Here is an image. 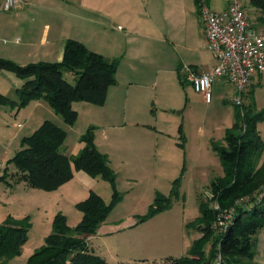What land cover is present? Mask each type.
<instances>
[{"label": "rangeland", "instance_id": "rangeland-1", "mask_svg": "<svg viewBox=\"0 0 264 264\" xmlns=\"http://www.w3.org/2000/svg\"><path fill=\"white\" fill-rule=\"evenodd\" d=\"M204 2L217 8L226 0ZM241 2L251 28L264 31V11L251 5L249 0ZM183 3L188 7L191 5L190 13L187 11L182 15L178 12L176 8ZM184 27H189L193 33L204 29L193 0H22L20 9L0 12V32L10 35L0 34V43L4 46H10L13 37L23 34L38 46L42 30L49 29V36L73 38L105 57L118 59L122 92L119 101L112 93L104 106L76 101L73 106L78 111L73 124L65 123L49 107L43 113L45 119L66 131L60 151L71 157L78 153L82 145L80 136L89 127L93 128L99 142L106 130L109 132L106 138L115 143L109 151L120 198L93 235L98 229L101 236L102 230L112 232L102 240L94 237L90 241L96 253L109 264H134L140 260L161 264L167 256L186 255L193 240L200 236L197 229L187 224L199 216L200 199L209 198L210 181L222 174V163L212 142L222 141L226 128L235 120L232 96L222 100L214 91L212 102H205L184 78L185 68L180 72L183 83L170 71L159 73L158 83L146 78L139 82V52L136 49L139 42L144 54L142 68L150 61L147 59L150 58L149 49L152 59L157 58V54H166L169 64L177 58L176 52H187L180 46L182 42L184 45L192 43L187 34L183 35ZM171 31L176 32L174 36ZM139 33L142 36L139 37ZM153 33L166 37L167 43L151 41ZM199 47L196 52L209 61L211 53L200 41ZM38 48L33 47L34 50ZM0 57L14 61L10 57ZM64 76L69 82H75L72 74L65 72ZM22 83L23 79L14 73L0 71V92L8 97L17 99L15 89ZM148 83L151 86L145 87ZM139 89L145 91L141 98ZM250 89L256 108L264 109V70L251 78L246 103ZM16 110L0 105V176L4 172L9 174L6 175L9 183L0 180V223L9 215L23 220L28 224V238L20 253L2 264H26L28 256L44 244L45 237L53 231L57 214H63L67 224L75 227L81 219L76 204L91 190L107 203L112 197L108 181L82 170H74L69 181L48 191L13 182L10 173L14 167L7 160L20 148L21 139L33 132V125L30 128L13 126L15 117L19 121L21 116V113L16 116ZM110 113L114 115L108 119L106 115ZM180 125L185 135L183 147L178 144L181 141ZM120 126L125 131L120 136L111 135ZM257 127L264 139V121H259ZM263 156L264 150L261 158ZM157 194L170 195L171 206L140 220ZM218 234L220 232L216 231L215 236ZM211 243L212 240L203 247L206 254Z\"/></svg>", "mask_w": 264, "mask_h": 264}, {"label": "trees", "instance_id": "trees-1", "mask_svg": "<svg viewBox=\"0 0 264 264\" xmlns=\"http://www.w3.org/2000/svg\"><path fill=\"white\" fill-rule=\"evenodd\" d=\"M200 1L196 0L197 10ZM249 2L264 11V0ZM117 66V58H107L73 38L66 39L60 61L18 64L0 57V71H10L23 79L15 89L17 99L0 92V105L18 110L29 101L42 99L65 123L73 124L77 111L72 103L85 101L103 105L109 87L116 84ZM65 72L74 76V83L65 78ZM178 78L183 83L179 74ZM235 107V120L226 128L222 141L212 142L223 173L210 181L209 198L200 199L199 216L187 224L197 229L200 236L193 240L186 255L167 256L161 264H212L217 253L221 255L222 264H257L253 261L256 235L264 227V156L261 158L264 139L257 123L264 121V109L256 108L252 89L247 103ZM179 133L181 141L178 144L183 147L185 135L181 125ZM65 137L66 131L56 123L49 119L42 121L30 135L21 139L20 148L7 160L14 167L10 173L12 181L48 191L69 181L74 170H82L108 181L112 197L107 203L91 190L76 204L81 219L73 228L63 214H57L53 231L45 237L44 244L28 256L26 264H109L89 247L87 237L95 233L120 198L115 185L116 174L107 155L97 148L92 127L81 134V148L73 157L60 151ZM6 175L9 176L4 172L0 180L9 183ZM174 191L175 185L171 196ZM171 196L157 194L140 220L170 207ZM211 203L218 208L210 206ZM227 214L230 216L226 228L215 236L220 226L218 218L225 222ZM27 238L28 224L23 220L9 215L0 223V264L19 254ZM211 240L206 254L203 247ZM134 264L148 263L140 260Z\"/></svg>", "mask_w": 264, "mask_h": 264}, {"label": "crops", "instance_id": "crops-1", "mask_svg": "<svg viewBox=\"0 0 264 264\" xmlns=\"http://www.w3.org/2000/svg\"><path fill=\"white\" fill-rule=\"evenodd\" d=\"M178 1H180V0H178ZM203 1H205V0H203ZM183 2H184V0H183ZM193 4H194L195 10H196V13H198V10L196 7V0H193ZM226 6H227V0L223 5L217 6V8H213V9L222 10V9L226 8ZM21 7H22V4L17 9H20ZM176 9L178 10V12L180 14L185 15V13L187 11L190 13L191 5L188 7L183 3V5H180ZM184 29H183L184 30L183 35L187 34L188 39H190L189 41L192 43L191 44L185 43V45H184V42H182L180 46L182 47L183 50L187 51L188 53L187 52L186 53L185 52L184 53L176 52L177 58H175L174 61L169 63V64H168V60H170V59L167 58L166 54H162V53L157 54V58L152 59L150 49H149V57L150 58H147V59H150V61H148L146 64H144V68H142L141 63H142V60H144V54L142 53L143 52V46L139 42L138 47L136 46L137 52H139V82H140V80L146 78V79L154 80V83H156V82L158 83V81L160 79L159 73L165 72V71H168V72L170 71L173 74L176 73V75L178 77V74L180 75L181 74L180 72L183 71V68H185L186 66H190V67L196 68L198 70H202V71L210 70V68L215 63V60L213 59V57H211L212 60L210 59L209 61H206V59L203 60L201 55L196 52L199 50V48H201V47H199V41L203 43L204 47H206V39H205L204 29H202V31L199 30V33L191 32L192 29H190L189 27H184ZM14 31H16V30H14ZM49 32H50L49 29H47V30L43 29L42 30L40 41L37 43L38 46H35L36 44H34L29 38L25 37L24 34L22 35V37L19 36L18 42H16L14 40L15 37H13L12 44L10 46H4L0 43V55L10 57L14 61L20 62L21 64H26L27 62L28 63L29 62H36V61H40V60L60 61L62 59L65 41L68 38H65L62 36H55V37L49 36ZM156 32H157V30H156ZM175 33L176 32L171 31V34L173 36ZM0 34L10 36L9 34H5L4 32H2V33L0 32ZM195 34H197V35H195ZM152 35H153L152 36L153 38L151 39V41L155 40L156 42H159L160 44H162V43L166 44L167 43V38L161 37V35L159 36V33H153ZM140 36H142L141 33H139V37ZM1 40L3 42H7V40L5 38H2ZM33 47H39V48L34 50ZM144 47H146L148 49V46L144 45ZM172 48H174V50H175V45H173ZM194 52H196V54ZM153 63H154V67H153ZM156 68H158V69L155 71L156 75H154V70ZM153 75H154V77H152ZM148 86H151L150 83L145 85V87H148ZM145 87L143 89H145ZM214 91H215V94H217L216 96L219 95L218 97L221 98L222 100L223 99L227 100V99H229V97H228L229 95H231V96L233 95V89H232V87H230L229 84L225 83L222 80H215L211 86V100L207 103L212 102V97H213ZM144 92H145L144 90L139 89V98H141V95H142L141 93H144ZM111 93L113 94L115 100L119 101L120 98L122 97V92L120 90V81H119L118 70L116 71V84L109 87V89L107 91L106 100H105V103L103 104V106L106 105L107 101L111 97ZM196 94L200 95L201 97L203 96L201 93L196 92ZM203 98H204V96H203ZM73 103H72V107L76 111H78L73 106ZM47 107H49V109H51L55 113V111L42 99L29 101L23 108L19 109L18 111L17 110L15 111L16 116L20 115V113H21V116H19V118H20L19 121L15 117V123H13V126L16 128H23V127L30 128V126L33 125V127H31V130L34 131L41 124V122L45 120L43 113L47 111L46 110V109H48ZM55 114H57V113H55ZM113 115H114V113H113ZM113 115H111V113H110V114H107L106 117L108 119H110ZM124 131H125L124 128L120 126V128H116V131H112L111 135L120 136V134ZM16 133H18V130H16ZM108 133L109 132H107L105 130L103 138L101 136L102 140H100V142L97 139V135H95L94 140H95V144H96L97 148L99 149V151H101L102 153H105L107 155V157L109 159L110 167L114 170V168L112 167V164H111L112 153H111V151H109L110 150L109 148H110V146H113L112 144H115V143H113L110 138H106ZM3 158H4L3 160H5L6 155H4ZM222 173H223V170H222ZM102 232L104 234L101 236L100 229H98V231L95 235L92 234V235L87 237L88 245L90 248H92L94 250V252H96L95 251L96 249L94 248L93 245H91V243H90L91 239L94 237H99L102 240V238L111 234L112 231L102 230ZM157 238L158 237H156L155 239H157ZM190 246H188L187 250H189ZM187 252H189V251H187ZM253 261L257 264H264V227L261 230H259V232L256 235L255 254L253 257Z\"/></svg>", "mask_w": 264, "mask_h": 264}, {"label": "built area", "instance_id": "built-area-1", "mask_svg": "<svg viewBox=\"0 0 264 264\" xmlns=\"http://www.w3.org/2000/svg\"><path fill=\"white\" fill-rule=\"evenodd\" d=\"M22 0H0V12L17 9ZM198 14L204 26L206 48L215 63L210 70L202 71L186 66L184 78L204 100H211V86L215 80H222L233 89L232 101L242 107L254 74L264 70V31L251 28L241 0H227L226 8L215 10L203 0L199 3ZM16 42L19 37H15ZM218 208L217 204H213ZM231 213V212H229ZM219 219L218 232H222L228 221ZM212 264H222L219 253Z\"/></svg>", "mask_w": 264, "mask_h": 264}]
</instances>
